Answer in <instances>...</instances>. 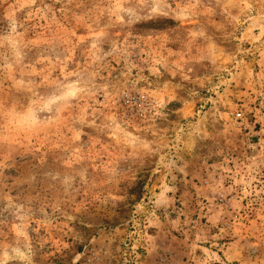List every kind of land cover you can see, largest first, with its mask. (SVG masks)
Segmentation results:
<instances>
[{"label":"rangeland","instance_id":"1","mask_svg":"<svg viewBox=\"0 0 264 264\" xmlns=\"http://www.w3.org/2000/svg\"><path fill=\"white\" fill-rule=\"evenodd\" d=\"M0 264H264V0H0Z\"/></svg>","mask_w":264,"mask_h":264}]
</instances>
